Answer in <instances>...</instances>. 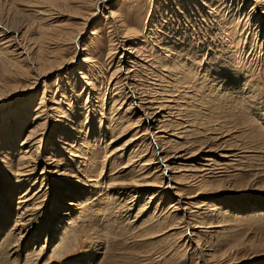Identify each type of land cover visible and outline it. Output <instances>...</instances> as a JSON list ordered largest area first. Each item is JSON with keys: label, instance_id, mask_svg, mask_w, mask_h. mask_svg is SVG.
<instances>
[{"label": "rangeland", "instance_id": "obj_1", "mask_svg": "<svg viewBox=\"0 0 264 264\" xmlns=\"http://www.w3.org/2000/svg\"><path fill=\"white\" fill-rule=\"evenodd\" d=\"M164 1L112 0V2L105 3L107 8L109 7L116 12L115 18L121 20L120 24L124 22L133 30H138L139 33L135 35L119 33L116 37L112 33L113 27H110L111 17L109 15L111 13H109V10L111 9L106 10L103 7V17L99 16L94 23H89L84 30L81 43L85 50L79 53L76 64H72V68H70V71L76 70L72 74H66L67 69L65 68L62 71L53 72L47 77V89L44 95L47 98V101L44 99L46 108H42L46 112H42V114H46L45 117L43 116L44 120H46V117L51 114L50 109L54 106V99L61 97L63 91L67 92L65 95L68 98L71 97L72 95L69 91H71L73 86L76 90L73 100L80 99L78 100L80 102L78 106L74 107L77 115L73 116V118L78 121H84L85 126L88 125L87 123H89L88 121L91 118L89 125H93L98 130L99 123L95 121L97 115H94L95 112L98 113V110L96 109L95 111L93 108L91 111L89 108L88 110L93 113L88 118V114H86L87 105L89 102L90 105L94 102L96 108L97 104L99 109L101 107L106 108L115 93L113 91L115 83H111L112 80L110 79L114 71L118 70V66H124L129 57L133 61V63H130L132 67L135 65L130 68L134 70V72H130V76L133 78L131 80L132 86L135 84L137 86L133 87V90L132 86L128 87V89L124 88V92L129 93L127 99L135 97L133 100L137 102L134 106L133 115L137 113L139 106L136 105L140 103L144 104L151 100L154 102L153 108H156L172 99L170 95L174 96L177 93L174 100L175 109H177L180 107L179 104L186 102V97L190 101V110L196 111L197 109L200 115L192 118L195 120L196 127L188 133L191 137L193 136L194 141L192 138L190 141L184 139L186 138L185 136L180 138V142H187V145L193 144V142L197 143V147H193L190 153L202 147L198 146L199 141H208V144L205 146L204 152L198 151L197 154H193L192 157L182 161L188 163L186 167L191 169L190 171L194 170L192 171L194 172V177L189 178L190 180L187 179L188 182L181 184V186L177 185L175 181L173 185L178 187L176 189H179V192L185 198L193 200L194 206L192 205L191 208V211H193L191 218L194 220L196 218L198 224H194V220H191V222L198 227L196 229L192 228L191 231L195 233V239L196 241L198 240L199 247L193 241L190 243L186 242L185 238H188L186 232L183 233V236L181 234L172 238V241L168 242V244L163 241V235L156 236L158 235L156 234L151 239L150 237H140L139 232L137 234L136 232H133V234L128 232V234L125 231L126 226L123 227L125 223L127 224L125 216L128 213L131 216L136 214L141 216L143 214L138 208L148 201L149 198L147 196L150 193V188L148 189L149 192L145 191L142 196H134L137 195L136 192L118 194L120 191L119 185H114L113 180H118V183H121L120 179L125 176H116L117 168H113L107 174L105 173L106 169H109L107 167L108 159H106L102 151V155L99 152L97 160L93 161L94 176L86 180V182L75 184L73 182L74 179L72 180L70 177L59 179L58 185L54 188L57 192H53L52 194L54 195H50V204L56 206V211L46 214L42 222V228L24 240L20 256L24 259L14 260L16 256L7 258L4 254L2 256L3 260L0 259V264H36V262L39 264L41 258L36 259V256L26 257V252L32 249L34 245L41 246V244H44L49 231V223L52 228L48 236L50 239L49 249L44 261L40 264H81L80 261L85 260L84 257L86 256L85 258H87L89 253L91 256H94L95 253V258L90 264H264V214H256L253 221L250 219V221L242 222L232 220L228 222L230 224L222 221L217 223L218 220H221V217L218 216L220 211L218 206L222 204H225L233 213L254 208L264 210V14L262 12L263 9H261L264 6V2L258 3L256 0H206L208 6L198 12L200 19L196 20L194 15L195 13L197 14V6H202L201 0H194V2L192 0H184L185 7L191 4L192 9L188 8L189 10L183 13L182 16H180L181 14L179 16L175 15V18L172 17L173 19L171 18L173 13L178 14L183 10L177 8L178 5L173 8V3ZM72 2L74 4H71ZM87 8L86 0H46L44 2L43 0H0V48H11L10 50L15 49L18 53H23V57L29 59V68L33 71L31 78L20 79V84H18L14 77L9 76V74L5 75L2 72L0 65V83L7 81L12 85H21L22 87L35 81L34 77L38 67L33 56L36 54L37 45L43 43L50 51L56 50L58 46L54 41V36H51V39L48 38L49 35L42 38L43 32L52 33L51 35H53L59 32L60 26L73 28V31L81 29V20H83L81 17H84L88 11ZM250 11H253V14ZM193 12L195 13L193 14ZM104 15L106 17L108 15L109 18L107 17L106 19ZM168 16L171 18L170 22ZM176 18H179V20H176ZM206 19L205 23L199 22V20ZM217 20L220 23H217ZM213 22H215L216 26L211 27L209 30V25ZM55 28L58 29L56 30ZM44 29L45 31H43ZM209 31L217 32L215 34L217 39H221L224 36L222 41L224 43L221 44L223 47H220L221 45L216 39L211 41L208 37L205 39L206 41L202 39L198 41L195 38L197 35L198 37L206 36L204 33ZM187 32L192 35L194 33L193 40H191L189 35L184 37ZM172 33L177 36H175V42L170 39L173 35ZM181 36L183 38L179 41L178 39ZM192 41L197 42L199 46L196 44L193 46ZM173 43L178 50L177 53L175 49L172 51L176 53V56L172 57L174 62L177 63L180 62L179 60H184L185 64L192 67L191 70L187 69L188 71L184 72L189 77L186 78L187 80L191 81L192 78L198 80L204 76L206 78L209 77L208 80H212L216 78L217 74L223 73V77L228 79V83L232 81V85L227 84L226 87L228 92L235 88L232 91L233 94H229L227 98L218 99L221 89L218 94H212L207 89L196 90L193 93L194 89L199 87L193 86L191 83L180 84V88L174 93L173 79L175 78L170 79L169 68L161 63V60L165 59L164 55H168L166 53L167 50L164 49L165 44ZM207 43L209 46L206 45ZM123 47L129 52L123 53ZM132 47H135V53L131 52ZM198 47L201 48L199 49ZM217 48L218 50H216ZM74 51V48L69 46L64 52L65 58H74ZM217 51L220 54H217ZM87 54L90 60L87 62V66L83 68L81 62ZM81 66V70L87 76V82L77 74ZM118 78L121 80L120 84L124 85V76L119 74ZM195 79H192V81L195 82ZM201 79L203 80V78ZM67 80L69 83H67ZM43 84L40 82L34 90L28 89L27 91L16 93L14 97H6L8 99L0 102V126L12 124L10 127L2 126L0 128V139L10 138V144H7V148L5 147L0 153V166L2 167L0 169V178H2L3 169L5 168L3 165L6 161L15 159L14 152L11 149L20 145L27 134L25 129H28L31 124L40 103V97L43 96ZM59 84L64 88H59ZM207 88L212 90V86ZM88 97L89 100L87 101ZM249 97L251 107L247 105ZM59 105H62L64 111H68L70 99L68 103L60 102ZM185 106H183L184 110L181 111L183 114H186ZM130 114L128 113L127 115L130 116ZM87 118L88 121H86ZM102 119L105 121L104 118ZM66 120L64 119L63 122L65 121L69 124ZM211 120L214 122H211ZM141 124L143 125L142 127L140 126V135L145 134L147 136L145 144L147 143V146H151V149H153L156 144L152 131L155 132V129L147 128L144 121ZM53 125H57L58 128L54 129ZM64 128V123L57 124L50 120L39 127L38 132H46L47 139L54 137L55 133L59 135L61 131H65ZM93 135L95 136L97 133H93ZM70 137H72L71 132ZM216 137L217 140L214 141ZM110 138L109 134L101 142L95 143L92 149H103L104 152H107L111 148V144H109ZM47 141L51 143L52 140ZM124 142L123 140L118 141L114 147L120 146ZM52 144L56 145L55 141H52ZM46 147L48 148L46 154H51L53 151L51 146ZM210 148H213V151H206ZM223 152H229L233 155L227 163L228 166L218 165V173H220L218 176V173L215 176H212V174L204 175L205 172H202L199 168L200 165L205 163L204 159L206 157H216L217 159L215 160L219 161L221 160L219 155ZM157 153L156 158L162 160L164 156L162 148L157 150ZM160 160H156V163H159ZM68 163L71 164L72 162L69 161ZM175 163L177 165L178 161ZM103 166L106 168L104 172ZM173 166L174 163L169 166L170 169L165 170L166 176L172 174L171 171L173 169L171 167ZM41 169L40 166L38 173H40ZM190 171L188 172L192 173ZM160 173L159 177L163 179V182L166 181L164 172L162 174V171H160ZM201 173L206 177L205 182H208V185L204 181L199 180ZM195 178L198 179L196 180ZM218 178L224 183L219 184L220 182L216 181ZM1 181L0 242L14 224L17 200L25 189L17 187L13 182ZM202 182L204 183L202 184ZM250 185L258 187L253 192H250ZM169 187L168 189L173 190L171 188L172 185ZM123 191L125 190L121 189V192ZM89 197L90 199H88ZM167 197L169 198V196ZM168 198H166L165 202L162 201L158 204V209L162 214H166L164 207L170 203ZM73 200H79L82 203L80 204L82 208L80 212L74 211L71 216L66 217L71 222V227L67 228L69 234L67 240L69 242L66 240L64 244L59 245L57 232L60 226L66 222L63 220L61 223L56 221L58 217H61L57 212L69 208L67 203ZM157 203L158 201L153 204V207ZM58 207L60 208L58 209ZM130 207H132V210L129 211ZM150 208L151 205H149L147 210ZM207 213L210 216H207ZM145 217L142 219H145ZM211 217L212 219H210ZM134 222H137V219ZM141 222L143 221L140 220L136 225L139 226ZM41 232L42 234L39 235ZM175 242L177 244L174 246ZM164 246L168 248V251ZM99 251L101 252L99 253ZM208 252H211L212 257Z\"/></svg>", "mask_w": 264, "mask_h": 264}, {"label": "bare ground", "instance_id": "obj_2", "mask_svg": "<svg viewBox=\"0 0 264 264\" xmlns=\"http://www.w3.org/2000/svg\"><path fill=\"white\" fill-rule=\"evenodd\" d=\"M44 1H46V0H43V2ZM165 1L167 3H170V2L173 3L174 4L173 8H176L178 5L177 8L183 10L182 12H180L178 14L173 13V15H171V18L174 17L175 15L179 16V14H181L180 16H182L183 13H185L186 11H188L191 8V4L189 5L188 2H187L188 6L185 7L184 0H165ZM256 1L258 3L264 2V0H256ZM86 2L88 5V8H87L88 11L85 13L84 17H81V19H83V20H81L82 21L81 22V26H82L81 29H76L73 31V28H63L60 26V28L58 30L59 32L54 33L53 35H51L52 33L49 34L48 32H43L42 38L49 35L48 38L51 39V36H54L55 37L54 41L58 44V46H57L56 50L52 49L53 51H50L48 48H46L45 44H43V43H40V45H37L36 54H34L35 56H33L34 60L36 61L35 63L37 64V67H38L36 76L34 77L35 81H33L31 84H27L26 86H22V87H21V85H15V84L12 85V84L8 83L7 81L5 83H0V85H1L0 86V102L8 99L9 97H12V96L14 97L16 93L27 91L28 89L34 90L36 85L40 82L44 83L43 84L44 85L43 96L40 97L41 99H40V103L38 105V108L36 110V114L32 118V122L28 126V129H25L27 134L22 139V143H20V145L11 149L14 152L13 154L15 155V159H11L9 161H6V163L3 165L5 168L3 169V175H2V178H0V181L1 180H7L9 182H13L19 188H25V189L21 193V195L19 196V199L17 200L16 215L14 218V224L6 232L4 238L0 242V259L1 260H3L2 256L4 254L7 256V258H11L13 256H16L14 260L24 259V258L20 257L22 250H23L22 244H23L24 240L26 238L31 237L32 234L36 233L37 231H39L42 228V226H43L42 222H43L44 216L46 214H49V213H52L53 211H56V206H52L50 204V195L53 192H57L54 188L58 185L59 179L65 178V177H70L72 180L74 179L73 182L75 184L86 182V180H88L94 176V162H95L94 160H97V158H98L97 156H98L99 152L102 155V151H103V154H105L106 159H108L107 160V162H108L107 167H109V169H106L105 166H103L102 167L103 172H104V169H106L105 173L107 174L113 168H117L118 170L116 171L117 173L115 175L116 176H125L124 178L120 179L121 183H118V180H116V181L113 180L114 185L115 184L119 185L120 191L118 192V194H125V193L130 194L132 192L133 193L136 192L137 195H134V196H138V195L142 196V194H144L145 191L149 192L148 189L150 188V193L147 196V198H149L148 201L145 202L144 205H142L138 208L141 210L140 212H142L143 214H141V216H139L137 214L131 216L128 213V215L125 216V221H127V224L125 223L123 227L126 226L125 231L127 233L132 232V234H133V232H136V234H137L139 232L138 234L140 237H142V238L150 237L151 239L156 234H158L156 236L163 235L162 236L163 241L168 244V242L172 241V238H175L176 236L181 235V234L183 236V233L186 232L187 236H188V238H185L186 242L190 243L193 241L197 244V247H199L198 246L199 243H197L198 240L196 241V239H195L196 238L195 233L191 231L192 228L196 229L198 227V226L196 227V225H193L191 222V220H194L193 218H191V216L193 215V211H191L192 205L194 204L192 202L193 200H191V198H185L179 192V189H176L178 187L174 186L173 184L175 181V183L177 185L181 186V184H185V182H188L187 179L191 178L192 176L194 177V175H193L194 172H192L194 170L190 171L191 169L186 167V166H188V163H185L182 161H185L188 158L192 157L193 154H197L198 151L204 152V150H205L204 148L208 144L207 143L208 141H199L198 146H202V147H199L198 150H196L195 152H191V153H190L191 149L193 147H197V143L193 142V144L191 143V144L187 145L186 144L187 142H182V141L180 142V138H184L185 136H186V138H184V139L189 140V141L191 140V138L193 136L191 137L188 133L190 131L194 130V128L196 127L195 126V120H193L192 118L199 116L200 113L198 112L199 110H197L196 108H194V109H196V111L190 110V101H188V99L186 97H185L186 102L182 103L181 105L179 104L180 107L177 109H175L176 104L174 103V100L176 99L175 98L177 96L176 92L180 88L179 87L180 84H184V83H186V84L191 83L193 86L199 87L197 89H194L193 93L196 90L202 91L204 89H207V90H209L208 92H211L212 94L213 93L218 94V91L221 89V92L218 94V97H219L218 99H221V98L223 99V97L227 98L228 95L233 94L232 91L235 90V88H232L231 92L227 91L226 86H227V84L232 85L231 84L232 81H230V83H228V81H227L228 79H224L223 73L217 74L216 78H213L212 80H208L209 77L206 78L205 76L201 77V78H203V80L201 78L198 80L195 78H192V79H195V82L192 81V79H191V81L187 80L186 78L188 77V75H186L184 72L191 70L192 67L191 66L189 67L188 64H185L184 60L183 61L179 60L180 62L175 63L174 60L172 59V57H175L176 53L178 52V50L174 47L175 44L174 43L173 44H165V47L164 46L163 47H164V49L167 50L166 53L168 55H166V56L164 55L165 59L161 58L162 59L161 63L164 66L169 68L168 73L171 75L170 79L175 78V79H173V86H174V93H176V95H174V96L170 95V96H172V99L166 101L164 104H161L156 108H153L154 102H152L151 100H149V102L144 103V104L140 103L139 105H136V106H139V109H137V111H136L137 113L133 115L134 106L137 102H136V100H133L135 98L133 96H132L133 99H127V95L129 93L124 92V88L128 89V87L132 86L131 80L133 78H131L132 76H130V72L132 73V72H134V70L130 69L132 67V65L130 63H133V61H131L132 58L129 57V60L127 61V63L124 66L123 65L118 66V70L114 71V73L110 79V80H112L111 83H113V82L115 83L114 85L112 84L113 85V91H115V93H114L113 98L110 100V102H108V105L106 106V108L101 107V109H99L98 104H97V108H96L94 102L91 105L89 102L87 105L86 114H88L87 115L88 118H90V114L93 113V112H91L93 108H94L93 110H95V111H96V109L98 110V113L97 112H95L96 114L94 113L95 116L97 115L95 117L96 118L95 121H96V123H99L98 130L96 128H94L93 125H91V124L89 125V123L91 122V118L89 121L87 118L86 121L89 122V123H87L88 124L87 126H85L84 121H78L77 119L73 118V116L77 115V111L74 109V107L78 106V103H80V102H78V100H80V99L78 98V99L73 100L75 93H76V90H75V87L72 86L71 91H69V92H71L72 96L70 95L71 97L68 98V96L65 95L67 92L63 91V94L61 95V97H59L58 99L57 98L54 99V101H55L54 106L50 109V112H51V114L49 115L50 118H49V116L46 117L47 121L53 120L57 124L64 123V126H65L64 130L65 131H61L59 135H56V133H55L54 137L52 136V137H49L46 139L47 133L46 132L45 133H39L38 129H39V127H41L47 123V121L44 120L45 118H43V116L45 117L46 114H44V115L42 114V112L43 113L46 112V110L45 109L42 110V108H46L45 101H47V98L44 95L46 94V89H47V77L49 75H51L53 72L55 73L58 70L62 71L65 68L67 69L66 74H72L76 70V69H74L73 71H70L71 70L70 68H72L71 67L72 64H76V60H77V57L79 56V53H81L82 51L85 50L84 47H82L81 42H82V35L84 34V30L86 29V26L89 23H94L99 16L103 17V7L106 10L111 9L109 7L107 8L106 4L109 2H112V0H86ZM192 2H194V0H192ZM201 3H202V6H200V5L197 6V10H198L197 14L195 12H193V14L195 13L194 16H195L196 20L200 19V17H198L199 16L198 12L201 11L203 8L208 6L206 0H201ZM71 4H74V3L72 2ZM263 5H264V3H263ZM246 8H247V6H246ZM210 9H211V7H210ZM261 9H263L262 12L264 14V6ZM109 13H111V14L109 15ZM109 13L107 12V14L111 17L110 18L111 19L110 20V24H111L110 27H113L112 33H114V35L116 37L119 35V33H123L125 35H127V34H131V35L134 34L135 35V34L139 33L138 30H133L124 22H122L120 24L121 20L115 18V16H116L115 11H113L111 9V10H109ZM250 13L253 14V11H250ZM108 15H107V17L109 18ZM104 16L107 19L106 15H104ZM168 18L170 19L169 20V22H170L171 18L169 16H168ZM176 20H179V18H176ZM204 21H207V19L206 20H199V22H202V23H205ZM216 22L220 23V21H218V20ZM150 24H151V22H150ZM55 26H57V25H55ZM215 26H216L215 22L210 23L209 30L211 29V27H215ZM180 30H181V28H180ZM216 30H218V29H216ZM43 31H45V29ZM175 32H177V30H175ZM216 33L217 32H215V31H213V32L209 31V32L204 33L206 36L198 37V35H197V37L195 36V38L198 41H200L201 39L205 40L209 37L211 39V41H214L216 39L217 41H219L220 45L223 44L224 42L222 43V41L224 39V36H222V38L220 37L221 39H219V38L217 39L215 37ZM91 34L93 35V33H91ZM172 34L173 35L170 39L173 42H175L177 36L174 33H172ZM188 35L191 37V40H193L194 33L192 35L189 32H187L184 37H187ZM115 36H113V37H115ZM182 38L183 37L181 36V37H179L178 40L181 41ZM188 39H190V38H188ZM191 40H188V41H191ZM152 42H154V40H152ZM202 42H204V41H202ZM191 43L193 44V46H195V44L198 45L197 42H195V41L194 42L192 41ZM215 44H217V43L215 42ZM206 45L209 46L208 43ZM210 45H211V43H210ZM69 46H70V48L73 47L75 50L74 51L75 56H74V58H71V59L65 58L66 56L64 55V52L69 48ZM220 47H223V46L221 45ZM10 49L6 48V47L0 48V65L2 67V72L5 75L9 74V76L14 77L16 83L20 84L19 80L23 79V78H28V77L31 78L33 75V71H31V69L29 68L30 67L29 61H28L29 59L27 57H23L24 56L23 53H20V52L18 53L15 49H13V50H10ZM174 49L176 50V53L172 52ZM216 50H218V48ZM215 51H213V52H215ZM126 52H129V51H127V49H125L123 47V53H126ZM131 52L135 53V47L131 48ZM217 54H220V52H218ZM87 56H88V54L83 57V61L81 62V65H83V68H85L87 66V64H88L87 62L90 60V59H88ZM167 56H168V58H167ZM217 56H219V55H217ZM217 65H219V64H217ZM134 66L135 65H133V67ZM204 68H206V67H204ZM81 69H82V66L78 69L77 74H79V76L85 82H87L88 81L87 76H86L85 72L82 71ZM119 74H122V76H124V79H125L124 85L120 84L121 80L118 78ZM128 75L130 76V78ZM189 75H191V74L189 73ZM217 76H219V77H217ZM191 77H192V75H191ZM67 79L69 80L68 77H67ZM68 80H67V83H69ZM202 83H203V85H202ZM136 86H137L136 84L133 85L132 90H133V87H136ZM208 86L209 87L212 86V90L208 89L207 88ZM59 88L63 89L64 87H61L59 84ZM246 89H249V88H246ZM214 91H216V92H214ZM187 95H189V94H187ZM250 95H252V94H250ZM160 96H161V94H160ZM6 97H8V98H6ZM44 99H45V101H44ZM69 99H70V108L68 111H64V108H62V105H59V104H60V102H63V103L67 102L68 103ZM88 100H89V97L87 98V101ZM99 101H101V100H99ZM249 101H251L250 97L247 99V102H248L247 105L250 106ZM244 102H246V101H244ZM98 103L100 104V102H98ZM184 105H186L185 106L186 114L181 113V111L184 110L183 109ZM89 108L91 109V111L88 110ZM187 110H188V112H187ZM61 112L63 113V115ZM128 113H131L130 116L127 115ZM98 115H99V117H98ZM10 117L13 118L12 116H10ZM102 118H104L105 121H103ZM64 119H67L66 121L69 122L70 125L67 124L65 121L63 122ZM142 121H144V124L147 125V128L155 129V132L152 131V134H153L154 140H155L154 142L156 144V145L154 144L155 146L153 147V149H151V146H147V143L145 144V142H147V140H145L147 136H145V134L140 135V131H141L140 126L142 127V125H143V124H141ZM106 122H107V124H106ZM211 122H214V121L211 120ZM2 126L3 127L4 126L10 127V126H12V124L9 123L8 125H1L0 128ZM53 126H54V129L58 128L57 125H53ZM150 126H154V127H150ZM66 127H69V128H66ZM91 127H92V130H91ZM70 132H71V136L74 139L72 137H70ZM75 133H77V134H75ZM93 133H97V135L94 136ZM87 134H88V136H87ZM109 134L111 137L109 140V144H111V148L113 147V149L110 148L107 152L106 151L104 152L103 149L102 150L92 149L94 147L95 143L101 142ZM3 136H5V135L3 134ZM9 139L10 138L0 139V153H2V150L5 149L7 144H10ZM50 139L53 142L55 141V144L57 146L52 144V141H51V143H49L47 141ZM122 140L125 141L122 145L114 147L116 145V143H118V141H122ZM192 140H193V138H192ZM216 140H217V137L215 138L214 141H216ZM211 144H213V143H211ZM46 146H49V147L51 146V148L53 149V151L51 152V154L49 153V155H47L48 153L46 154V152H48V148ZM214 147H215V145H214ZM45 148H46V150H45ZM161 148H162V153H164L162 160L156 158V155L159 153V152L157 153V150H160ZM212 149L210 148L206 151H213ZM62 152H63V154H62ZM218 155H219V153H218ZM219 156H220L219 158H221V160H219V161L215 160V159H217L215 156H214L215 158L206 157L204 159L205 163H203L199 167L202 170V172L203 171L205 172L204 175L205 174H207V175L212 174V176H215L216 173L219 172V170H218L219 166L218 165H222L224 167L228 166L227 163H228L230 157H232L233 155H231L229 152L228 153L223 152ZM160 158H162V157L160 156ZM68 159H69V161H71L74 164H72V163L69 164ZM74 159H77V160H74ZM156 160H160L159 163H156ZM176 161H178L177 165L175 163ZM91 162H93V163H91ZM173 163H174V166L171 167V169H173L171 171L172 174L166 176L165 170L168 169L169 166ZM103 165H104V163H103ZM40 166L42 169H41L40 173H38ZM0 169H2L1 166H0ZM160 171H162V174L164 172V174L166 176L165 177L166 181H164V182H163V179H161L159 177L161 175ZM188 171H190L192 173H189ZM103 172H102V174H103ZM219 174L220 173H218L217 176ZM204 175H202V173H201V175H199L200 181L205 182L206 177ZM195 177H196V175H195ZM195 179L197 180L198 178H195ZM216 181L220 182L219 184L224 183V181L220 180L219 178L216 179ZM1 182H4V181H1ZM204 182H202V184ZM227 183H229V182L227 181ZM247 184H249V183H247ZM170 185H172L171 188L173 190L168 189V188H170L169 187ZM254 187L255 186H252V185L249 186L250 192H253L256 189V187H258V186H256L255 188ZM121 189H124L125 191L121 192ZM151 189H153V190L151 191ZM174 190H176V191L173 192ZM52 195H54V194H52ZM167 196H169V198ZM133 198H135V197H133ZM166 198H168L170 200L169 201L170 203H168V206L164 207V212L166 214H162V212L159 211V209H158V204L161 203L162 201L165 202ZM88 199H90V197ZM156 201H158V203L155 205V207H153V204ZM67 204L69 205V208L65 209L64 211L57 212L58 214L61 215V217H58L56 219V221H58L59 223H61L62 220L64 222H66L62 226H60V229L57 232V240H58L59 245L64 244L66 242L67 238L69 237L67 228L71 227V222L66 217L71 216V214L74 211L80 212V210L82 208L80 206V204H82V203H80L79 200H73V201L68 202ZM149 205H151V208L149 210H147ZM218 207H220V211L218 213V216L221 217L220 218L221 220H218L217 223H219L220 221L228 223V222H231L232 220L242 222V221H250V219H252V221H253L254 220L253 218L256 214H260V215L264 214V210H258L256 208L248 210V211L239 212V213H233L231 209H229L227 206H225V204H222L221 206H218ZM59 208L60 207H58V209ZM206 208H208V207H206ZM168 209H170V210L167 211ZM130 210H132V207H130L129 211ZM144 216H146L145 219H142V218H144ZM203 216H205V215H203ZM207 216H210V215H208V213H207ZM211 216H213V215H211ZM132 218H134V219L131 220ZM135 219H137V222H134ZM210 219H212V217ZM140 220H142L143 222H141V224L139 226H137L136 224ZM213 220H214V218H213ZM194 224H198V220L196 218L194 220ZM228 224H230V223H228ZM220 226H221V224H220ZM199 227H201V226H199ZM220 228H222V227H220ZM203 229H205V228H203ZM51 230H52L51 224L49 223V231H48V234L44 240V244H41V246L34 245V247L32 249H30L29 251L26 252V257L29 256L31 258V257L36 256V259L41 258L40 263L44 261V258L47 256V251L49 249L48 247H49L50 239L48 238V236H49V233ZM41 234H42V232L39 235H41ZM216 234H215V236H216ZM176 244L177 243L175 242L174 246ZM164 247L168 251V248L166 246H164ZM166 250H165V252H166ZM207 250H210V249H207ZM100 252L101 251H99V253ZM211 252H208L209 255H211L210 254ZM90 256H91L90 253L87 256L88 259L85 258L86 257L85 256L84 257L85 260L80 261L81 264H90L91 261L95 258L94 257L95 253H94V256H91V257ZM201 256H203V255H201ZM23 257H25V256H23ZM211 257H212V255H211ZM36 264H37V262H36ZM74 264H77V263H74Z\"/></svg>", "mask_w": 264, "mask_h": 264}]
</instances>
